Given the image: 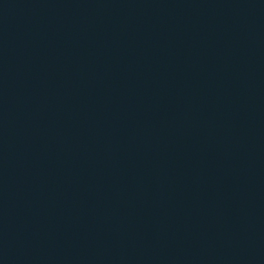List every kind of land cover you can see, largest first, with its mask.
I'll use <instances>...</instances> for the list:
<instances>
[{"label": "water", "instance_id": "1", "mask_svg": "<svg viewBox=\"0 0 264 264\" xmlns=\"http://www.w3.org/2000/svg\"><path fill=\"white\" fill-rule=\"evenodd\" d=\"M0 264H264V0H0Z\"/></svg>", "mask_w": 264, "mask_h": 264}]
</instances>
